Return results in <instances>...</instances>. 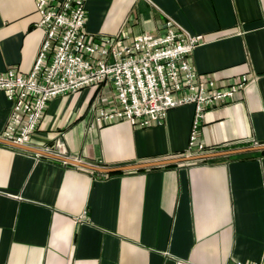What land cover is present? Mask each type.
Instances as JSON below:
<instances>
[{
  "label": "crops",
  "instance_id": "obj_1",
  "mask_svg": "<svg viewBox=\"0 0 264 264\" xmlns=\"http://www.w3.org/2000/svg\"><path fill=\"white\" fill-rule=\"evenodd\" d=\"M36 0H0V73L31 71L44 40ZM88 34H162L172 18L206 41L198 73L257 78L207 111L205 150L264 145V0H87ZM94 89L50 100L25 146L92 166L188 154L194 107L162 125L101 127L87 115ZM115 101L110 87L99 106ZM0 92V133L10 116ZM264 264V150L103 174L0 143V264Z\"/></svg>",
  "mask_w": 264,
  "mask_h": 264
},
{
  "label": "built area",
  "instance_id": "obj_2",
  "mask_svg": "<svg viewBox=\"0 0 264 264\" xmlns=\"http://www.w3.org/2000/svg\"><path fill=\"white\" fill-rule=\"evenodd\" d=\"M86 3L35 1L39 16L35 26L43 31L44 40L29 73L15 68L0 73V92L11 110L0 139L28 145L50 100L94 89L87 115L101 127L122 121L135 128L162 125L171 110L193 106L188 154L204 151L200 139L207 111L235 101L257 74L198 73L189 58L206 41L204 35H192L169 17L162 34L129 38L124 32L127 23L116 35L88 34ZM106 87L114 92L115 101L109 107L99 106Z\"/></svg>",
  "mask_w": 264,
  "mask_h": 264
},
{
  "label": "water",
  "instance_id": "obj_3",
  "mask_svg": "<svg viewBox=\"0 0 264 264\" xmlns=\"http://www.w3.org/2000/svg\"><path fill=\"white\" fill-rule=\"evenodd\" d=\"M0 143L3 144H8L10 146H13L17 149H23L26 151H29L31 153H36L40 156H44L47 158H54L59 161H62L64 164L68 163L76 167H83L85 169H88L90 171H97L103 174H109V173H116V172H124V171H131V170H138V169H145V168H153V166H166L168 164H177V163H182L184 161H197V159H210L211 157H220V156H226L230 154H237L241 153L244 151H255V150H264V145H255V147L252 148H242L240 150H227L226 152H211L209 154H201L197 156H190V155H185L182 156L181 158H173V159H167V160H162V161H153L149 163H138V164H132V165H124L121 167H101V166H92L90 164L84 163L81 160L73 159L68 156H63L59 153H54L52 151L48 152L44 149H38V148H32L29 146L25 145H16L13 142L7 141V140H2L0 139Z\"/></svg>",
  "mask_w": 264,
  "mask_h": 264
}]
</instances>
